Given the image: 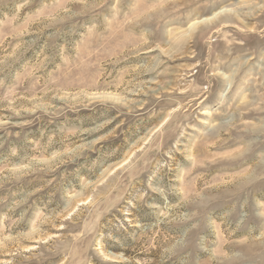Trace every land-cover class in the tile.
<instances>
[{"label":"rangeland","instance_id":"obj_1","mask_svg":"<svg viewBox=\"0 0 264 264\" xmlns=\"http://www.w3.org/2000/svg\"><path fill=\"white\" fill-rule=\"evenodd\" d=\"M0 264H264V0H0Z\"/></svg>","mask_w":264,"mask_h":264},{"label":"bare ground","instance_id":"obj_2","mask_svg":"<svg viewBox=\"0 0 264 264\" xmlns=\"http://www.w3.org/2000/svg\"><path fill=\"white\" fill-rule=\"evenodd\" d=\"M218 14L219 13H216V14H214V17L212 18V16H211V18L209 19V18H207V19H205V21H208V20H212V21H214L216 18H217V16H218ZM206 23V22H205Z\"/></svg>","mask_w":264,"mask_h":264}]
</instances>
